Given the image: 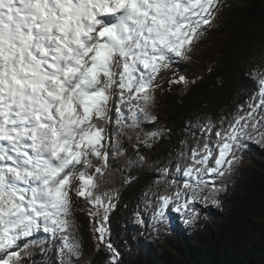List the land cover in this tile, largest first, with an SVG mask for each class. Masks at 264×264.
Listing matches in <instances>:
<instances>
[{
  "label": "snow or ice",
  "instance_id": "6c2138e0",
  "mask_svg": "<svg viewBox=\"0 0 264 264\" xmlns=\"http://www.w3.org/2000/svg\"><path fill=\"white\" fill-rule=\"evenodd\" d=\"M220 7V0H0V264H36L34 253L47 255L57 240L60 264H77L73 193L87 205L81 211L97 250L105 244L107 264H120L106 241L116 205L100 191L108 149L124 155L119 135L105 143L111 113L120 134L154 121L149 108L161 73L188 56ZM258 76L247 108L219 124L208 119L192 145L182 142L176 172L184 179L167 181L175 190L158 196L149 227L165 222L170 207L195 218L201 199L217 203L226 190L217 181L234 171L237 153L248 141L264 142V73ZM159 135L137 143L151 147ZM137 223L145 224L139 214Z\"/></svg>",
  "mask_w": 264,
  "mask_h": 264
},
{
  "label": "trees",
  "instance_id": "16d2710c",
  "mask_svg": "<svg viewBox=\"0 0 264 264\" xmlns=\"http://www.w3.org/2000/svg\"><path fill=\"white\" fill-rule=\"evenodd\" d=\"M220 4L216 19L193 50L186 58L175 59L157 80L149 108L156 119H141L138 128H125L120 134L115 110L111 113L107 128L112 140L105 143H115L119 135L124 155L108 149L109 167L100 191L110 193L116 205L109 214L106 241L119 252L120 264H264V142L248 141L237 153L241 159L234 171L217 181L226 186L214 197L217 203L201 199L195 204V218L170 207L165 222L148 226L153 224L158 196L175 190L167 181L184 179L176 172L177 164L184 163L179 156L182 142L192 145L208 119L219 124L238 106L247 108L258 89V73H264V0H220ZM180 77L186 83H170ZM123 111L126 116L127 108ZM152 132L160 135L149 141L151 147L137 143V136L143 140ZM139 156L145 159L140 161ZM164 168L169 171L162 178ZM86 208L73 194L82 245L77 264H107L111 254L105 244L97 250L90 218L81 211ZM137 214L144 225L137 223ZM57 245L59 240L47 255L36 251V264H60Z\"/></svg>",
  "mask_w": 264,
  "mask_h": 264
},
{
  "label": "rangeland",
  "instance_id": "374dc122",
  "mask_svg": "<svg viewBox=\"0 0 264 264\" xmlns=\"http://www.w3.org/2000/svg\"><path fill=\"white\" fill-rule=\"evenodd\" d=\"M74 194V193H73ZM73 194H72V198H73ZM101 245V244H100Z\"/></svg>",
  "mask_w": 264,
  "mask_h": 264
}]
</instances>
